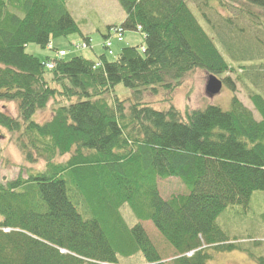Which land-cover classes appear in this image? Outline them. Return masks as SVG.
Instances as JSON below:
<instances>
[{
	"label": "trees",
	"instance_id": "obj_1",
	"mask_svg": "<svg viewBox=\"0 0 264 264\" xmlns=\"http://www.w3.org/2000/svg\"><path fill=\"white\" fill-rule=\"evenodd\" d=\"M116 1L121 21L106 22L99 34L115 56L89 60L66 58L53 43L77 34L80 48H91L67 0H0V102L18 108L16 117L0 110V129L18 134L27 162L45 160L26 177L0 179V264H124L137 253L145 264H168L141 223L128 226L124 204L172 247L171 264H207L213 251L240 249L215 218L264 191V64L256 63L264 57V0H190L228 61L188 0ZM232 2L253 28L228 10ZM117 28L121 38L111 35ZM125 31H138L144 44L114 54L112 41L122 42ZM28 44L53 54L42 61L27 53ZM230 60L257 118L235 95L227 110H161L144 101V92L171 90L197 68L234 92ZM117 84L133 91L134 102H108ZM49 101V118L32 120ZM167 178L184 191L162 197L159 181Z\"/></svg>",
	"mask_w": 264,
	"mask_h": 264
},
{
	"label": "rangeland",
	"instance_id": "obj_2",
	"mask_svg": "<svg viewBox=\"0 0 264 264\" xmlns=\"http://www.w3.org/2000/svg\"><path fill=\"white\" fill-rule=\"evenodd\" d=\"M97 4V6H96ZM188 7L196 16L198 22L203 29L208 33L211 40L214 42L218 50L227 60L225 49L217 43L213 33L206 25L204 20L192 9L194 3L190 0L187 1ZM216 4V3H215ZM67 8L70 11V15L76 20L82 31L87 32L90 36V47L80 48L79 45L82 39L77 34L68 35L67 37H59L53 40L54 45L65 51H68L66 58H70L74 55H81L89 60H97V57L101 54H105L108 59H113L115 55L106 53L102 47L103 38L100 33L106 29V21L119 23L123 17V11L116 0H67ZM237 4H228L229 11L237 15L240 22H242L249 29L254 25L249 24L248 19H243L239 14ZM216 8L223 14L227 13L226 10L219 8L216 4ZM93 12V14H92ZM91 14V15H88ZM246 18V17H245ZM84 20V21H82ZM108 23V24H109ZM214 38V39H213ZM216 42H215V41ZM143 35L138 31H125L123 35V41L118 43L115 40L113 50L116 54L119 47L123 46H142ZM77 48H76V47ZM27 53L34 54L38 59L45 61L46 56H50L53 52L38 48L35 44H28L25 48ZM228 61V60H227ZM258 64H264V57H261L256 61ZM230 66L234 69L228 72L230 78L229 81L234 85L235 91L233 92L227 83L222 82L220 91L213 96L205 93V84L208 74L202 69H194L182 79L179 84L173 86L171 90H165L164 87H158L156 94L150 92H144V101L153 103L152 106L156 109H166L169 104L174 105L179 110L184 109L191 110H203L208 106H217L222 110H227L230 107V101L232 96H236L246 107H248L254 114L252 104L247 98V94L244 86L238 81L240 73L239 67L235 62L229 61ZM220 78V76H217ZM221 79V78H220ZM222 80V79H221ZM113 90L106 95L109 103H113V96L119 100H126V102H134L133 91L123 84H117L113 86ZM0 110L6 111L11 116H18V108L15 102H0ZM52 104L49 101L47 106L43 109L35 111L32 120L45 121L51 115ZM257 118V115L255 114ZM16 133H11L5 129H0V179H13L16 175L21 173V176L26 177V169L33 168L34 170L44 167V158L37 157L33 151L34 157L37 160L34 162H27L24 159L22 152L15 145ZM68 155L63 157H57V161H63ZM184 186L176 178H167L159 181V190L162 197H169L171 194L180 193L184 191ZM250 200L247 206L243 205H229L222 211L215 219L219 229H221L226 235L229 242H234L240 249L231 251H213V257L208 260L207 264H258L251 259V255L258 258H264V191H255L250 195ZM124 220L128 226H132L135 223H141L145 229V233L148 234L151 239V243L154 244L158 253L162 257V260L168 261L171 264V260L175 257V252L168 242L161 236L150 221H140L130 212L129 207L124 204L120 208ZM124 264H145L144 258L141 253H137L129 258L121 259Z\"/></svg>",
	"mask_w": 264,
	"mask_h": 264
},
{
	"label": "water",
	"instance_id": "obj_3",
	"mask_svg": "<svg viewBox=\"0 0 264 264\" xmlns=\"http://www.w3.org/2000/svg\"><path fill=\"white\" fill-rule=\"evenodd\" d=\"M222 86V80L218 78L214 74H209L207 76L206 84H205V93L209 96H213L217 94L218 91H220Z\"/></svg>",
	"mask_w": 264,
	"mask_h": 264
},
{
	"label": "crops",
	"instance_id": "obj_4",
	"mask_svg": "<svg viewBox=\"0 0 264 264\" xmlns=\"http://www.w3.org/2000/svg\"><path fill=\"white\" fill-rule=\"evenodd\" d=\"M96 6H97V4H96ZM106 22H108V23H109V21H106ZM109 24H113V22H110Z\"/></svg>",
	"mask_w": 264,
	"mask_h": 264
},
{
	"label": "built area",
	"instance_id": "obj_5",
	"mask_svg": "<svg viewBox=\"0 0 264 264\" xmlns=\"http://www.w3.org/2000/svg\"><path fill=\"white\" fill-rule=\"evenodd\" d=\"M63 52H61L60 54H62Z\"/></svg>",
	"mask_w": 264,
	"mask_h": 264
}]
</instances>
